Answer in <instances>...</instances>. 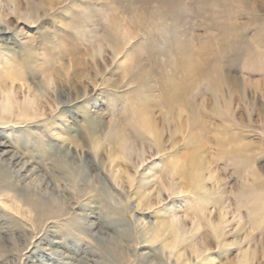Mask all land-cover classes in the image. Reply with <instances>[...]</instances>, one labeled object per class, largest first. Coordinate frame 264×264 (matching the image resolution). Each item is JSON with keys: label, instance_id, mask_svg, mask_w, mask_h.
Returning a JSON list of instances; mask_svg holds the SVG:
<instances>
[{"label": "rangeland", "instance_id": "1", "mask_svg": "<svg viewBox=\"0 0 264 264\" xmlns=\"http://www.w3.org/2000/svg\"><path fill=\"white\" fill-rule=\"evenodd\" d=\"M43 1L0 0V264H264V0Z\"/></svg>", "mask_w": 264, "mask_h": 264}, {"label": "bare ground", "instance_id": "2", "mask_svg": "<svg viewBox=\"0 0 264 264\" xmlns=\"http://www.w3.org/2000/svg\"><path fill=\"white\" fill-rule=\"evenodd\" d=\"M3 1H5L6 3L5 4H7L8 5V3L10 2V0L7 2L6 0H3ZM48 4V5H51V3L49 2V0H45V1H43V4ZM27 14H28V17H34V15H35V12L34 11H28V12H26ZM34 14V15H33ZM125 38V37H124ZM118 45V44H117ZM115 46V45H113L112 46V49H113V53H115L116 51H117V47L118 46ZM186 57V56H185ZM188 62H190V59H186ZM186 62V61H185ZM187 63V62H186ZM65 80V82H67L68 83V86H67V88L68 89H71L72 88V83H69V81H67L66 79H64ZM17 105V107H15V106ZM13 107H15V108H17V110L20 112V113H22L23 115L25 114V115H27V114H29V112H31V111H29L30 110V101L29 100H27V99H25L23 102H21V103H18L17 104V102H15L14 101V99H13V97H12V94H11V91H7L5 94H4V98H3V100H2V102H1V104H0V113L1 114H10V112L14 109ZM1 116V115H0ZM146 118H148V117H146V115H144L143 116V118H142V121H143V127L145 126L147 129H148V132L150 133V134H155L156 132H155V130H157V129H155V127H154V124L153 123H150L149 122V120L148 119H146ZM148 120V121H147ZM93 127V126H92ZM111 129H112V127H111ZM91 130H93V128H91ZM156 135V134H155ZM122 142V143H121ZM118 149L121 151V152H125V153H129V151L130 150H128V146H126L125 145V143L123 142V141H121V140H119L118 141ZM18 158V156H16V155H12V159L13 160H15V159H17ZM195 158V157H194ZM193 158V159H194ZM192 162V167L194 168V170H195V173L193 174V176H192V181L194 182V183H197V181H198V179H199V176H198V174H199V172L196 170V169H198V163L196 162V160L194 159V160H192L191 161ZM199 162V161H198ZM24 165V164H23ZM23 165L21 166V168H20V170H22V167H23ZM258 177V176H257ZM263 178V177H262ZM262 178H260V179H262ZM259 179V180H260ZM264 182V181H263ZM258 183V182H257ZM38 206V205H37ZM36 207V206H35ZM31 210H33V209H31ZM95 226V223L94 224H90L88 227H86L87 229H91V228H93ZM14 231V230H13ZM178 233V232H177ZM177 233H175V234H177ZM158 234V232L156 231L155 233H153V239H155V238H157L156 236H158L157 235ZM177 236V235H176ZM174 239V238H173ZM8 247V246H7ZM246 260V259H245ZM244 260V261H245ZM64 263H67V262H64ZM250 263V262H249ZM247 261H245L243 264H249ZM68 264H71L70 262H68Z\"/></svg>", "mask_w": 264, "mask_h": 264}]
</instances>
